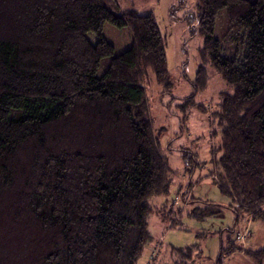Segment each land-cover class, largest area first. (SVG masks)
Here are the masks:
<instances>
[{"label": "trees", "instance_id": "trees-1", "mask_svg": "<svg viewBox=\"0 0 264 264\" xmlns=\"http://www.w3.org/2000/svg\"><path fill=\"white\" fill-rule=\"evenodd\" d=\"M119 1L0 0V264H137L147 248L159 255L153 217L178 224L182 209L166 218L175 173L144 88L150 71L170 92L165 39L152 14ZM196 10L200 58L231 90L209 114L208 177L234 224L264 227V0H197ZM106 24L126 29L130 46L117 53ZM180 152L182 196L200 163ZM227 245L215 264L235 252L264 264V245Z\"/></svg>", "mask_w": 264, "mask_h": 264}, {"label": "rangeland", "instance_id": "rangeland-1", "mask_svg": "<svg viewBox=\"0 0 264 264\" xmlns=\"http://www.w3.org/2000/svg\"><path fill=\"white\" fill-rule=\"evenodd\" d=\"M119 3L122 10L133 9L141 15L152 14L165 39L170 92H165L156 83L150 71L144 88L152 128L164 148L171 171L175 173L174 186L166 196L168 205L172 207L171 212L166 213L167 220L177 219L176 209H182L178 224L173 228L161 224L157 217L152 218L150 232L154 242L160 241V252L155 256L158 247L154 248L153 254L147 248L137 264H215L221 245L227 248L228 239L237 246L246 244L237 242L235 234L247 227L255 235L260 225L242 220L234 224V214L227 209L229 199L208 177V173L214 169V164L209 162L210 147H215L217 142L216 137L210 139L214 125L209 114L216 109L220 96L231 93V90L221 76L200 58L203 39L197 32V0H120ZM103 35L117 53L130 46L126 29L119 30L106 24ZM200 66L204 70L203 80L197 79ZM190 96V101H187ZM191 102L203 105L206 112L196 107L190 108ZM183 148L196 155L200 166L192 176V188L181 196L182 191H186L187 180L182 176L183 166L179 160ZM206 204L221 206L222 209L215 216L203 219L190 214L192 210L203 209ZM231 230L234 232L230 233ZM177 250H183L184 255L177 253ZM226 257L222 258L221 264H227Z\"/></svg>", "mask_w": 264, "mask_h": 264}, {"label": "crops", "instance_id": "crops-1", "mask_svg": "<svg viewBox=\"0 0 264 264\" xmlns=\"http://www.w3.org/2000/svg\"><path fill=\"white\" fill-rule=\"evenodd\" d=\"M242 221H248V219H243ZM261 230V232H260ZM251 232V231H250ZM246 244H242L240 247L242 248H249V249H254L257 250L261 248L264 245V227L259 225L257 227V234L252 235L251 232V237L245 241ZM227 261V264H253L251 261H248L245 256H243L242 253L235 252L231 254L230 256L226 257L225 259Z\"/></svg>", "mask_w": 264, "mask_h": 264}, {"label": "built area", "instance_id": "built-area-1", "mask_svg": "<svg viewBox=\"0 0 264 264\" xmlns=\"http://www.w3.org/2000/svg\"><path fill=\"white\" fill-rule=\"evenodd\" d=\"M234 238L237 242H245L247 239L250 238V232L248 231V229L245 228L237 232Z\"/></svg>", "mask_w": 264, "mask_h": 264}]
</instances>
